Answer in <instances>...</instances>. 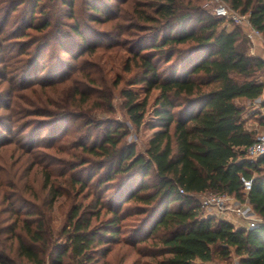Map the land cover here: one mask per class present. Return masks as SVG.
I'll return each mask as SVG.
<instances>
[{
	"label": "trees",
	"instance_id": "trees-1",
	"mask_svg": "<svg viewBox=\"0 0 264 264\" xmlns=\"http://www.w3.org/2000/svg\"><path fill=\"white\" fill-rule=\"evenodd\" d=\"M207 1L0 0V151L13 146L0 164V264H109L113 243L147 264H264V154L248 155L259 132L246 125L264 58ZM224 1L264 37V0ZM105 48L128 53L129 76L112 85L87 60ZM116 89L136 131L153 116L143 152L114 117ZM33 168L38 190L22 175ZM207 192L247 201L262 221L206 214Z\"/></svg>",
	"mask_w": 264,
	"mask_h": 264
},
{
	"label": "rangeland",
	"instance_id": "rangeland-1",
	"mask_svg": "<svg viewBox=\"0 0 264 264\" xmlns=\"http://www.w3.org/2000/svg\"><path fill=\"white\" fill-rule=\"evenodd\" d=\"M224 1V0H223ZM228 7L232 8V6L227 2L224 1ZM216 4L213 0H208L206 3V7H208L212 13H214V8ZM94 26L93 24H91ZM223 26H227V28H231L233 25H239L242 27L247 43L248 53L254 56L264 55V37L263 35L257 36L254 41H251L247 35L248 25L246 23L243 24H236L230 22L227 18L222 24ZM259 49V50H258ZM261 54V55H260ZM128 53L125 50L119 49H100L97 52L87 56V60L96 64L100 68V73L103 77L108 80L109 84L112 85V80L116 79L118 75L123 76V78L129 76L127 72L124 70L125 63L127 61ZM260 79L264 78V74L260 75ZM123 85V84H122ZM156 93L153 94L155 96ZM264 95V94H263ZM114 105L116 108V112L114 117L120 121L125 122L129 129L130 135L128 136V140L137 142V148L139 152H143L146 148V144L153 133L157 130L156 128H149L150 123L152 122L153 116L151 112L147 114V124H144L139 131L130 124V122L125 117V112L121 108L122 97L120 96L119 89L114 91ZM264 97H260L254 103H246L247 114H246V125L249 127H253L258 132H264V127L260 124L259 118L264 115V107L261 105V99ZM254 116V117H253ZM100 118H107L112 117V114L108 113H99ZM13 146L8 148L1 149L0 151V164L9 165L13 162V159L10 157L12 154ZM12 172L15 173L13 169ZM11 173V172H9ZM23 176L26 175V179L31 183V186H34L36 190L39 189L40 184V174L37 173V169L33 168L29 172H25L22 174ZM17 178V177H16ZM23 190V189H21ZM38 202H40L38 198V194L34 193ZM206 194L199 195V198L202 199ZM34 198V196H32ZM71 206V198L67 195L60 197L54 205L52 211V227L55 232H59L66 220L68 211ZM220 214L226 216V218L237 219L238 224H246V220L239 218L236 214H232L234 212H219V209L216 207L206 208V214ZM5 214L0 213V217H4ZM241 222V223H240ZM5 223H3L4 225ZM6 234V233H4ZM113 251L109 256L110 262L109 264H147L151 258L147 256H142L138 254L131 246L124 244V243H113L112 244ZM122 261V262H121ZM209 264H238V257L235 255H231L229 258H221L219 255H215L214 260L209 262Z\"/></svg>",
	"mask_w": 264,
	"mask_h": 264
},
{
	"label": "built area",
	"instance_id": "built-area-1",
	"mask_svg": "<svg viewBox=\"0 0 264 264\" xmlns=\"http://www.w3.org/2000/svg\"><path fill=\"white\" fill-rule=\"evenodd\" d=\"M213 1L216 4L214 8L215 15L227 18L230 22L236 24L246 23L248 25L247 35L251 41H254L257 36L262 35L261 31L251 24L248 14H242L239 11L228 7L223 0ZM247 153L252 158L264 154V132H259L256 135L254 143L247 148ZM242 181L245 189L250 190L252 187V179L243 177ZM180 191L183 192V189H180ZM204 194L206 195L201 199V204L205 209L216 207L219 209V212H234L232 214H236L239 218L246 220V227L249 229L256 227L258 223L262 221L247 201L241 202L232 196L217 194L214 192H207Z\"/></svg>",
	"mask_w": 264,
	"mask_h": 264
},
{
	"label": "crops",
	"instance_id": "crops-1",
	"mask_svg": "<svg viewBox=\"0 0 264 264\" xmlns=\"http://www.w3.org/2000/svg\"><path fill=\"white\" fill-rule=\"evenodd\" d=\"M259 50V49H258ZM261 55V54H260ZM261 57H263L264 58V55H261ZM262 80H264V78L262 79ZM262 97H264V95H262ZM256 101V100H255ZM261 105L264 107V98L263 99H261ZM252 103H254V102H252ZM249 127V126H248ZM250 129H253V130H256V129H254L253 127H249ZM212 214V213H211ZM213 214H215V212L213 213ZM220 215V214H219ZM222 218H224V219H226V220H228V221H230V222H232L233 224H235L236 226H246V225H244L243 223L242 224H238V221H237V219H234L232 216H231V218H226V216H224V215H220ZM241 223V222H240Z\"/></svg>",
	"mask_w": 264,
	"mask_h": 264
}]
</instances>
